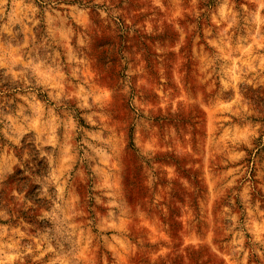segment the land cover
<instances>
[{"label": "rangeland", "instance_id": "rangeland-1", "mask_svg": "<svg viewBox=\"0 0 264 264\" xmlns=\"http://www.w3.org/2000/svg\"><path fill=\"white\" fill-rule=\"evenodd\" d=\"M0 264H264V0H0Z\"/></svg>", "mask_w": 264, "mask_h": 264}]
</instances>
